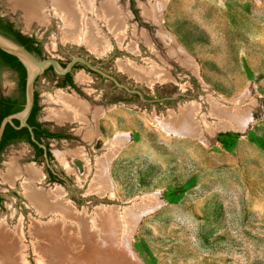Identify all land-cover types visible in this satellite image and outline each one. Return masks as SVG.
I'll return each mask as SVG.
<instances>
[{"label":"rangeland","instance_id":"1","mask_svg":"<svg viewBox=\"0 0 264 264\" xmlns=\"http://www.w3.org/2000/svg\"><path fill=\"white\" fill-rule=\"evenodd\" d=\"M102 1L94 0L95 6ZM9 2L0 0V17L37 39L40 60L54 59L66 66L72 58H81L102 73L76 63L72 79L77 90L58 88L53 73L40 75L34 83L36 118L52 134L64 137L44 142L50 152L47 159L34 157L24 143L0 154V222L10 230L22 223L24 248L18 262L54 260L35 252L31 231V220L45 227L52 218L36 213L21 180L9 185L2 179L13 157L20 167L32 164L39 169L42 180L36 188L61 190L63 202L82 218L70 230L75 238L67 243L69 255L78 259L73 258L74 264H101L85 251L80 234L98 221L121 238L107 237L106 245L105 237L99 239L94 245L101 255H93L99 260L264 264V0H165L157 23L141 13L140 4L147 0H113L124 21L123 40L120 44L99 21L110 46L100 55L84 44L62 40L61 20L48 5L46 23L27 24ZM184 58L188 66L182 64ZM125 62L143 68L154 65L167 78L137 80L121 69ZM78 76L84 79L79 81ZM17 81L16 73L1 68L0 96H15ZM58 92L88 105L87 125L49 118L61 107L52 101ZM214 103L226 110L239 105L251 119L241 130L208 133L207 125L215 127L217 122L210 114ZM194 105L197 112L190 118L194 134L167 135L156 122L170 121L171 116L175 120ZM95 109L102 111L96 117ZM86 126L95 135L87 140ZM118 140L107 159L108 146ZM98 161L106 167L100 194L95 191L96 174L102 175ZM153 204V209H146ZM133 209L146 212L131 232L127 226ZM102 233L96 231L99 237ZM108 247L116 254L110 255Z\"/></svg>","mask_w":264,"mask_h":264},{"label":"bare ground","instance_id":"2","mask_svg":"<svg viewBox=\"0 0 264 264\" xmlns=\"http://www.w3.org/2000/svg\"><path fill=\"white\" fill-rule=\"evenodd\" d=\"M11 7L13 9L20 10L23 14L24 20L28 23L39 22L46 23L47 21V5L53 10L54 16L58 17L61 20V38L62 40H69L71 42L78 43L80 45H85V47L91 50L93 53L98 55L104 54L110 48L108 41L105 39L104 35L100 32L98 22L101 21L104 23L109 33L115 35L117 41L121 44L123 40L122 36V27L124 25L123 18L119 15L118 9L115 8L113 0H104L100 2L99 6H95L94 0H9ZM165 0H147V4H140L141 13L146 18L151 19L153 22H159L158 18L160 15V9L163 6ZM160 8V9H159ZM50 9V10H51ZM51 10V11H52ZM160 19V18H159ZM105 34V32H104ZM173 48V46H171ZM107 50V51H106ZM173 50V49H172ZM176 50V49H175ZM179 50V49H178ZM132 52H134L132 50ZM171 52V51H170ZM179 53V52H178ZM177 52H174L177 57L180 55ZM185 53V52H184ZM182 54V53H181ZM173 55V56H175ZM184 55V54H182ZM180 55V56H182ZM186 55V54H185ZM178 59V58H177ZM189 61V60H188ZM181 62L183 65L188 66L187 61L184 58V61ZM125 62L120 65L129 76L134 77L137 80L151 83L156 82L157 80H165L167 76L160 72L154 65L143 68L137 67L135 64ZM146 66V65H145ZM193 67V66H191ZM83 76H78L80 81ZM84 79V78H83ZM82 81V80H81ZM50 100V99H49ZM52 101H55L61 105L60 108L55 109L49 117L50 119L58 122L60 124L76 121L80 124L87 125V117L85 113H88V105L83 101L74 96H69L64 92H58L56 96L52 97ZM195 106H189L179 114V117L171 116L170 121L163 122L157 120L156 122L161 125V130L167 135H184V134H194L195 130L190 121V118L193 119L197 110ZM239 106V105H238ZM236 105L231 104V109H224L219 107L217 104H213L211 116L216 118V126L212 127L207 125L209 133L216 130H221L225 128H230L234 130H241L245 127L247 122L250 121L248 110H243ZM197 108V107H196ZM101 109H95L94 117L99 115ZM98 111V112H96ZM90 124V123H89ZM215 125V124H214ZM189 126H191L189 128ZM87 131L85 132L84 139L86 140L92 135L95 136L94 130L89 129V126H86ZM86 130V129H85ZM199 129L200 132H202ZM205 131V130H204ZM198 132V131H197ZM204 133V132H202ZM117 141V140H115ZM119 142H112L108 147L107 159L110 157L111 153L115 150L113 147ZM62 159V158H60ZM107 161V160H106ZM109 161V160H108ZM102 161H98V169H101V173L96 171V181L95 184L96 193H102V189H105V180L103 177V169L105 167ZM5 170L2 173V179L7 182L9 185H13L16 180H21V188L23 194L29 203L32 205L36 213L45 218L46 216L51 217L45 227L39 225V220H31L32 233L34 234V243L32 245L35 252L53 259L52 264H74L73 258L76 256L69 255L67 248V243L73 239L75 235H72L70 232L71 229H76L75 224L82 220L80 216L76 217V214L72 208L66 205L62 198V192L59 189L55 190H43L42 188L37 189L36 183L42 180L40 170L37 169L34 165L29 164L23 167H20L17 163V160L11 158L8 163L5 165ZM106 168V167H105ZM106 171V170H105ZM107 177V176H106ZM108 180V179H107ZM109 185V184H108ZM97 186V187H96ZM155 204L151 207L147 206L146 209H153ZM146 209H142L140 212L136 209H133V214L130 215V228L131 232L134 231V228L137 225L138 220L145 214ZM129 213V212H128ZM132 213V212H131ZM138 213V214H137ZM137 214V215H136ZM82 215V214H81ZM80 217V218H79ZM95 217V216H92ZM111 217V216H109ZM100 219V218H99ZM98 220V218H96ZM95 220V221H96ZM67 221V222H66ZM86 221V220H84ZM92 221V220H91ZM41 223V222H40ZM73 223V225H72ZM82 224V223H81ZM83 225V224H82ZM82 225L80 226L82 228ZM85 225V224H84ZM83 225V228H84ZM87 226L85 230L81 231L82 241L85 246V251L91 255L92 259L96 262H101V264H120L121 259L116 261L111 260H99L95 256H100L102 250L95 247L96 242L105 237V245L107 243V237H113V239L121 238L112 231V228H106L105 223L90 222V228ZM102 229H100V227ZM15 227V226H14ZM73 227V228H72ZM94 228V229H92ZM14 229V228H13ZM87 229V230H86ZM103 232L102 236H98L96 231ZM22 223L19 222L17 227L14 230H10L5 222H0V264H20L19 258H21L23 253L20 251L24 248L22 245ZM117 231V230H116ZM76 233V231H74ZM118 232V231H117ZM131 234V233H130ZM78 236V235H77ZM80 237V236H78ZM75 238V237H74ZM81 238V237H80ZM128 238V237H127ZM127 240H125L126 243ZM128 242V241H127ZM120 242L117 250L120 251ZM65 246V247H63ZM110 255L116 254V250L112 251V247H108ZM118 253V252H117ZM95 254V256H93ZM128 254V252H127ZM103 256V255H102ZM107 256V255H106ZM77 258V257H76ZM75 258V262L78 259ZM82 258V257H81ZM80 259V258H79ZM83 259V258H82ZM81 259V260H82ZM80 261V260H79ZM18 262V263H17Z\"/></svg>","mask_w":264,"mask_h":264},{"label":"flooded vegetation","instance_id":"3","mask_svg":"<svg viewBox=\"0 0 264 264\" xmlns=\"http://www.w3.org/2000/svg\"><path fill=\"white\" fill-rule=\"evenodd\" d=\"M95 2H96V0H95ZM1 19L3 20L2 25H5L6 23H10V22L4 20L3 18H1ZM12 30L18 31L15 29L14 26H12ZM20 34L23 35L22 33H20ZM23 36H25V35H23ZM26 37H28V36H26ZM28 38L32 40L31 45L33 48H39L41 50L40 43L37 41L36 38H34V37H28ZM31 54H33L37 59H40L41 54L37 55L33 52ZM59 64L62 66V68L66 67L65 65L63 66L61 63H59ZM74 67H75V64L73 65V67L71 68L70 71H68L67 73H65L63 75L56 74L52 68L47 69L41 75H47V74L49 75L50 73H53V74H55L54 76H56L55 77L56 81L54 83L58 88L77 90L76 86L73 82V79H72V71L74 70ZM84 68L87 69L89 72H91V70H89L86 66H84ZM5 69H8V68H5ZM10 71L16 73V75L18 77L17 94L15 96H0V109L3 108V105L5 103L10 105V107H9L10 109H14V108L20 106L22 103H23V106L25 104V82H24L23 91H20L19 75L17 74V72H15L13 70H10ZM92 72H94V71H92ZM96 74L100 76V74H98V73H96ZM25 80H26V71H25ZM35 110H37V111L34 112ZM38 110H39L38 95H37L36 91L33 90V105H32L31 111H30V113H29V115L25 121L26 126L21 127L20 121L16 118L12 119L11 124L6 123V125L4 126V129H3L2 135H1V138H0V147L2 148L1 152L9 146L17 145L19 143H24V144L28 145L29 147H31V149L34 152V157L35 156H43L46 159L50 157V152L46 148V145L44 144V142L48 141V140H54L57 138H63L64 136L62 137L60 134H52L43 124H41L36 118V116L38 114ZM1 114H2V111H0V116H1ZM14 114H16V113L10 114L8 116H11ZM8 116H6V117H8ZM4 118L1 119L0 125H1ZM38 150H40V152ZM1 152H0V154H1ZM52 178L55 179V176Z\"/></svg>","mask_w":264,"mask_h":264},{"label":"water","instance_id":"4","mask_svg":"<svg viewBox=\"0 0 264 264\" xmlns=\"http://www.w3.org/2000/svg\"><path fill=\"white\" fill-rule=\"evenodd\" d=\"M0 50L8 55L15 57L24 67L26 71L25 80V104L23 109L11 116L5 117L0 125V138L6 123H12V119L16 118L20 121L21 127L26 126V119L31 111L33 105V90L36 79L43 74L47 69L52 68L56 74L63 75L71 70L74 64L81 63L89 70L94 71L100 75L97 69L93 68L89 63L81 58H72L65 68L54 59H37L33 54L26 50L23 46L14 42L13 40L0 34Z\"/></svg>","mask_w":264,"mask_h":264},{"label":"trees","instance_id":"5","mask_svg":"<svg viewBox=\"0 0 264 264\" xmlns=\"http://www.w3.org/2000/svg\"><path fill=\"white\" fill-rule=\"evenodd\" d=\"M3 20L0 18V34L4 35L5 37L13 40L14 42L18 43L19 45L23 46L26 50H28L29 52H33L37 55L41 54V50L39 48H33L31 43L32 40L29 39L26 36L21 35L18 31H13L12 30V24L11 23H6L5 25H2ZM1 68H8L10 70H13L15 72H17V74L19 75V83H20V91H23L24 88V82H25V69L22 66V64L13 56L6 54L5 52L0 50V69ZM10 105H8L7 103H5L3 105V108L0 109V111H2V114L0 116V121L2 118L13 114V113H17L20 112L23 109V103L14 108V109H10L9 108ZM37 110H35L34 112H36ZM2 148L0 147V152H1ZM40 152V150H38Z\"/></svg>","mask_w":264,"mask_h":264}]
</instances>
